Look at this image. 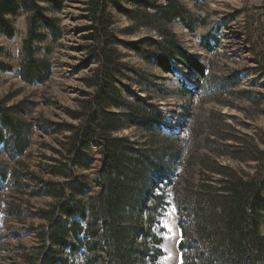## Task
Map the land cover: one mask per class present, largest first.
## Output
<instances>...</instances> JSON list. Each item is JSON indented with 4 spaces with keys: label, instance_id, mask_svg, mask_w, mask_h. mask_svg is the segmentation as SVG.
Returning a JSON list of instances; mask_svg holds the SVG:
<instances>
[{
    "label": "rangeland",
    "instance_id": "1",
    "mask_svg": "<svg viewBox=\"0 0 264 264\" xmlns=\"http://www.w3.org/2000/svg\"><path fill=\"white\" fill-rule=\"evenodd\" d=\"M117 1L121 9L133 12L135 18L120 13L112 4L108 7L112 17L111 32L120 42L116 49L126 67V75L133 78L132 72H139L158 86V89L150 90L148 97L160 106L174 125L169 132L176 136L175 147L181 149L178 160L161 164L164 171L171 173L170 178L163 179L158 185L170 206L165 212L162 205L156 217L165 231L164 235L156 232L164 240L162 249L166 254L160 264H181L178 249L180 217L176 206H185L182 195L186 192L202 193V185L220 189L227 180L245 181L253 177L258 169L256 156L264 152V0H175L189 13L194 33L181 22L166 26L150 21L140 4L142 0ZM154 1L157 5L164 4L163 0ZM87 2L63 0L61 10L57 11L48 0L39 1L45 16L55 19L61 32L57 42L48 38L46 42L36 43V47L41 49L40 59L46 57L45 49H51L48 59L53 75L44 85L30 86L19 77L31 13L19 9L17 15L8 16L15 29V37L0 36V48L3 49L0 63L13 70L7 73L0 70V102L4 101L7 107L31 105L24 120L34 128L31 146L24 156L11 159L4 147H0V168L7 174L4 180L0 179V264H37L47 221L34 215L56 206L59 200L34 193L42 190V180L52 183L66 181L51 172L57 168L56 161L64 160L59 152L64 153L63 145L69 133L48 134L40 131L38 124L79 125L69 112H76L80 102L96 92L92 83L100 65L96 61L87 65L92 46L87 32L91 25L86 11ZM166 28L177 36L189 54L199 56L211 70L212 78L222 83L237 74L239 86L220 97H213L209 93L210 82L201 80V89L193 93L199 81L191 71L178 67L172 77L150 65L140 56L150 47V43L143 42L165 41L163 32ZM37 31L38 36H48V31L41 24H38ZM209 36H218L221 41L214 53L200 47L201 40ZM142 43L141 52L135 50ZM116 81L120 83L117 86L123 91L122 96L130 102L132 98L144 97L142 87L137 83L123 78ZM183 84L191 88L190 92L184 89ZM111 111L121 112L114 108ZM116 135L129 138L136 149L156 150L149 145L144 130L131 128ZM85 163V167L76 168V175L85 180V192L75 200L88 205L100 192L97 180L102 157L95 141L86 151ZM156 194L154 189L150 196ZM60 218L68 226L72 224V218ZM192 224L191 219L189 233ZM262 233L264 235V226ZM70 242L74 243L73 239ZM81 248L71 258L70 250H66L62 258L69 260L68 264H102L103 254L99 250L89 253L85 249L80 251ZM199 252L203 254L201 247Z\"/></svg>",
    "mask_w": 264,
    "mask_h": 264
},
{
    "label": "trees",
    "instance_id": "2",
    "mask_svg": "<svg viewBox=\"0 0 264 264\" xmlns=\"http://www.w3.org/2000/svg\"><path fill=\"white\" fill-rule=\"evenodd\" d=\"M39 1L0 0V36L15 37L8 16L17 15L19 9L31 13L29 37L23 44L19 69L20 79L30 86L44 85L53 75L48 59L51 49H45L46 57L40 59L41 49L36 47L37 41L46 42L50 38L57 42L61 38L57 21L45 16ZM163 1V5H157L154 0H142L140 4L145 17L147 15L150 21L166 26L181 22L194 33L187 10L175 0ZM48 2L55 10H61L63 0ZM117 3V0L87 2L86 11L91 21L87 32L92 41L87 65L96 61L100 66L93 78L94 95L80 102L76 112H69L79 125L39 123L37 126L48 134L69 133L63 145L64 153L59 152L64 160L56 161L57 168L51 172L66 181L52 183L42 180V190L34 193L59 200L56 206L34 215L47 221L37 264H68L69 260L62 258L63 253L70 250L71 258L76 256L80 247V251L85 249L89 253L99 250L103 254L102 264H160L166 255L162 249L164 240L156 233L160 231L164 235L165 231L156 217L162 205L165 212L170 205L158 185L171 177V173L161 167L162 162L178 160L181 149L175 147L176 136L169 132L174 126L160 106L149 98L150 90L158 89V86L139 72L133 71V78L126 75V67L116 49L120 42L111 32L112 17L108 7L112 4L120 13L135 18L133 12L121 9ZM38 24L45 27L48 36H38ZM163 35L165 41L161 43L145 40L143 43H150V47L141 55L138 53L150 65L172 77L178 67L191 71L199 81L193 93L201 89V80L210 82L209 93L213 97H220L239 86L237 74L218 82L210 76L209 67L199 56L189 54L175 34L166 28ZM143 43L135 50L141 52ZM220 44L218 37L209 36L201 40L200 47L214 53ZM0 70L13 71L1 63ZM117 78L137 83L146 96L132 98L130 102L122 96ZM183 87L190 92V87L185 84ZM30 106L7 107L4 101L0 102V147H4L11 159L24 156L31 146L34 128L24 120V116L30 113ZM112 108L121 112H113ZM131 128L144 130L149 145L156 150L136 149L129 138L116 135ZM94 141L102 157L97 180L100 192L86 205L75 200L76 196L84 194L86 186L84 178L76 175V168L86 166V151ZM256 159L257 173L245 181L227 180L220 189L202 185L200 189L204 192L182 195L185 206L177 204L176 208L180 217L178 249L183 264H264V152H259ZM6 175V170L0 168V179L4 180ZM154 189L157 194L150 196ZM60 216L72 218V224L68 226ZM191 219L192 234L188 230ZM71 239L74 243L70 242ZM200 247L203 254L199 252Z\"/></svg>",
    "mask_w": 264,
    "mask_h": 264
},
{
    "label": "snow or ice",
    "instance_id": "3",
    "mask_svg": "<svg viewBox=\"0 0 264 264\" xmlns=\"http://www.w3.org/2000/svg\"><path fill=\"white\" fill-rule=\"evenodd\" d=\"M181 264H183V262L181 261Z\"/></svg>",
    "mask_w": 264,
    "mask_h": 264
},
{
    "label": "crops",
    "instance_id": "4",
    "mask_svg": "<svg viewBox=\"0 0 264 264\" xmlns=\"http://www.w3.org/2000/svg\"><path fill=\"white\" fill-rule=\"evenodd\" d=\"M218 37V36H217Z\"/></svg>",
    "mask_w": 264,
    "mask_h": 264
}]
</instances>
